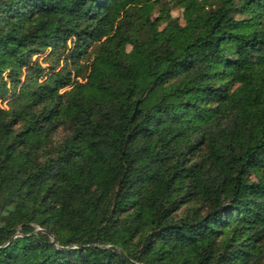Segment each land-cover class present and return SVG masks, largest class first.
<instances>
[{
	"label": "trees",
	"instance_id": "trees-1",
	"mask_svg": "<svg viewBox=\"0 0 264 264\" xmlns=\"http://www.w3.org/2000/svg\"><path fill=\"white\" fill-rule=\"evenodd\" d=\"M0 264H264V0H0Z\"/></svg>",
	"mask_w": 264,
	"mask_h": 264
},
{
	"label": "rangeland",
	"instance_id": "rangeland-1",
	"mask_svg": "<svg viewBox=\"0 0 264 264\" xmlns=\"http://www.w3.org/2000/svg\"><path fill=\"white\" fill-rule=\"evenodd\" d=\"M173 15H174V16H179V17H180V15H179V13H178L177 11H173Z\"/></svg>",
	"mask_w": 264,
	"mask_h": 264
}]
</instances>
